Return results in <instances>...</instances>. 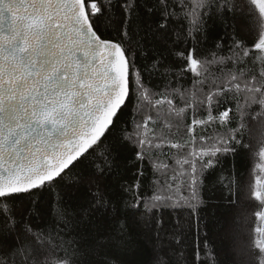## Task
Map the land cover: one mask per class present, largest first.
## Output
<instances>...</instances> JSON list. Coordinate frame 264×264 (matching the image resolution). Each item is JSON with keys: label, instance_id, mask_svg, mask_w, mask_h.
<instances>
[{"label": "snow or ice", "instance_id": "1", "mask_svg": "<svg viewBox=\"0 0 264 264\" xmlns=\"http://www.w3.org/2000/svg\"><path fill=\"white\" fill-rule=\"evenodd\" d=\"M236 13L251 17V42L233 35L227 48L202 49L207 20ZM257 119L264 0H0V264H134L141 209L195 211L203 170L251 148L244 137ZM212 125L225 133L197 147L196 129ZM165 148L190 165L188 197L174 199L158 180L153 195L140 193L145 162L166 174ZM126 150L136 171L120 183ZM256 154L264 161V143ZM256 167L251 248L264 264V162ZM113 178L127 199L109 194ZM45 191L54 194L50 229L24 216Z\"/></svg>", "mask_w": 264, "mask_h": 264}, {"label": "trees", "instance_id": "2", "mask_svg": "<svg viewBox=\"0 0 264 264\" xmlns=\"http://www.w3.org/2000/svg\"><path fill=\"white\" fill-rule=\"evenodd\" d=\"M145 22L152 23V20L145 18ZM252 27L251 17L240 13L226 17L213 15L207 20L200 47L214 49L216 43H222L227 48L232 43L233 35L250 43L249 30ZM174 59L168 57L166 63L171 64ZM138 62L146 61L138 56ZM146 82L155 91L162 90L165 84L159 76H153L150 80L146 76ZM182 83L190 86L187 81ZM225 131L216 125L207 129L197 128V147L200 146V136L214 137L217 132L223 135ZM244 141L251 148H238L235 155L220 156V162L214 168L203 170L200 176L202 183L197 190L199 202H192L196 203L195 211L183 203L175 208L153 209L146 214L141 209V214L137 216L139 226L136 229V254L130 257L134 264H258L256 252L251 248V238L254 227L259 223L254 213L261 206L254 198H250L249 186L259 172L256 165L264 162L256 154L264 143V122L251 120ZM189 150L185 149L182 154L186 155ZM163 151L165 154L159 158L169 165L166 174H154L151 166L145 162L146 175L140 193L145 197L153 195L154 188H158L153 182L158 180L164 185V191L174 199L190 196V165L184 164L181 167L176 163V150L165 148ZM132 159L134 152L126 150L121 154L120 183L132 181L136 171V167L129 164ZM197 170L201 171L199 163ZM108 187L111 189L109 194L114 198L127 199V194L120 191L114 178L108 181ZM53 199V193H42L37 201L38 207L31 213L25 212V219L50 229L52 217L49 208ZM17 210L19 219V212H23L24 208L17 203ZM95 226L103 230L106 222L97 217ZM197 251L199 260L196 258Z\"/></svg>", "mask_w": 264, "mask_h": 264}]
</instances>
